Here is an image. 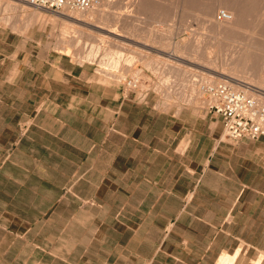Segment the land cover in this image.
<instances>
[{"label":"crops","instance_id":"crops-1","mask_svg":"<svg viewBox=\"0 0 264 264\" xmlns=\"http://www.w3.org/2000/svg\"><path fill=\"white\" fill-rule=\"evenodd\" d=\"M37 16L0 12V264L264 255L248 241L264 240V135L234 142L206 105L101 81L47 48Z\"/></svg>","mask_w":264,"mask_h":264},{"label":"rangeland","instance_id":"rangeland-1","mask_svg":"<svg viewBox=\"0 0 264 264\" xmlns=\"http://www.w3.org/2000/svg\"><path fill=\"white\" fill-rule=\"evenodd\" d=\"M99 1L102 4L104 3L106 5L105 6L103 4L104 6L101 14L103 15L104 13V15L102 17L107 14V17L105 16L107 19H111L110 17L112 16V18L115 19L116 17L114 15H120V13L118 12L122 13V11L125 10L130 24L135 20L134 22L137 26L133 23L134 27L136 26L135 28H109L107 25H105L106 28H104V23H102V21L104 22V20H101L100 23H97V25L101 24L102 27L95 26L94 24L96 22H99L96 21L94 23L97 17L92 18V20L94 21L91 20L94 24H88L83 20L84 10L81 11V9H73L74 15L72 10H70V13L78 18L75 19V21L80 23V25L76 23L73 24V22H67V24L70 25V28L66 29V31L64 30V26L67 25V20H65L61 16H58V12L49 9L38 8L35 6H29L23 4L21 1L19 2V0H0V12L1 10H4L9 13L10 17L15 16L19 10L27 14L29 12L30 24L33 23V14H38L36 20L40 22L44 40H48L47 48L51 44L53 51L60 54H65L71 57L75 62L92 63L98 79L106 83L124 85L125 80L130 77L140 78L139 88L134 91L135 94H137L138 100H141L143 102H150L159 109H169L173 106H178L179 108H181L184 105L190 104L206 105V92L204 89L201 90L200 86L206 87L208 84L214 83V81L208 83V81L210 80H207V78H210L208 77L209 74L212 75V78L214 80L218 79L216 78V76H223V71H225V74L231 77L235 75H231V72L227 70L230 68V65H228L227 63H229L228 60L233 57H230V54L233 55L237 47L232 43L230 44V40L224 39L221 34L220 36L218 33H216L213 29V27H215V25H212L213 22L209 21V24L206 23L208 20L204 21L206 18L203 17V20V18L201 17L202 15H200V12H198V10H191L189 8H185L186 10H184L183 8H181L180 3L183 2L179 3V1L182 0L170 1V3H174V5L177 1L175 6L179 7H175L174 5L170 4L169 0H163L162 2L160 0H154L153 3L155 4V6L157 4L159 6L150 9H148L149 7H151L149 3H152V0H148V7L142 6L140 8V10L143 11H141L142 14H140L138 7H136L135 5L133 7L131 5L132 0ZM158 1H160V3ZM209 1L213 2V0ZM260 1L259 3H261L262 5L258 3V0L257 3L259 5H256L255 3V6H258V8L260 7V5L263 6L264 3V0L263 2ZM160 4H162L163 9L160 8ZM223 4H219L220 7L218 6V8L220 9L217 8L216 10H228L225 7L227 5L224 4L223 6ZM125 5L126 7L120 8V6ZM105 7H107V10L105 9ZM263 7H260V9L256 11V7H252L249 9L254 8V10L252 11L255 12L254 14L256 15L260 10L264 12ZM157 8L160 9L157 10ZM178 8L182 13L177 10ZM154 9H156V11ZM249 9H247V12L252 13V11H250ZM136 10L139 13L135 12ZM174 11L178 13H174ZM190 11L192 13H190ZM218 13L216 16L217 20L219 21L221 20V18L218 17ZM172 14H176L177 16H172ZM159 15L163 19H161L160 17L159 19ZM167 15H171V17H167ZM181 15H184L183 19ZM199 17L201 18L199 19ZM235 17V15L231 14L230 19H237ZM79 18L82 20H79ZM131 19H133V21ZM201 19L203 21H201ZM247 20L249 22L250 17ZM137 22L140 25L139 27ZM171 23L173 25L170 26L169 24ZM26 30H28V28H26ZM156 31H158V33ZM149 33H151V35L153 36L154 41L153 38L149 36ZM215 33L217 35H215ZM176 44H181L182 46L186 47L187 50L189 49L190 52L193 50L192 56L190 53L182 54L181 51H174ZM195 48L196 50H194ZM219 48H221L222 53ZM110 51L112 52L110 53ZM80 53H83L84 57H81ZM88 53H91L93 55H91V59H87L85 57V54ZM194 53L197 54L194 55ZM209 57H211L212 59H209ZM112 58L113 60H116V58L120 59V61L118 60V64L115 67L112 66V64L109 65V63H113ZM146 59L148 60V62L146 61ZM226 59L227 61H224ZM103 61L107 63H104ZM149 62L151 63L149 64ZM169 62L170 64L172 62L173 65L171 66ZM125 63L130 65V71L128 72L122 71V66H124ZM174 67L176 68L172 69ZM178 67H180V69ZM169 68L171 69L169 70ZM177 68L179 70H177ZM184 69L187 71H185ZM202 72L207 76L204 75L203 77ZM233 78L247 80V78H243L242 76L238 77V75H235ZM231 82L235 81L231 80ZM199 90H201V92ZM165 93H170L171 97H166L167 95ZM256 227L257 225L254 226V228ZM262 227L264 226H260L259 228L261 229ZM253 233L254 231H251L249 237L247 236L248 239L253 235ZM262 236L263 234L259 232L256 239L248 241L255 242L257 244L261 243L262 245H264V240L261 239ZM227 243H229V241L227 240H223L220 242L221 245ZM255 250L256 249L254 247H251L248 253H246L247 256H241L239 258L237 257L238 259L236 258L233 263L239 264L240 261H243V264H252L249 261H252V259L259 257L262 254L260 253L259 256H256L257 254H255Z\"/></svg>","mask_w":264,"mask_h":264},{"label":"bare ground","instance_id":"bare-ground-1","mask_svg":"<svg viewBox=\"0 0 264 264\" xmlns=\"http://www.w3.org/2000/svg\"><path fill=\"white\" fill-rule=\"evenodd\" d=\"M153 1L154 0H152V3H153ZM160 1L162 2L163 0H160ZM160 1H158V2L160 3ZM170 1H172V0H169V3H170ZM259 1L260 0H258V3H259ZM147 2H148V0H132L131 5L133 7H134V5L136 7H138V9L140 11V14H142L141 13L142 10H140V8L142 6L148 7L147 6L148 5ZM180 2H183V3H180ZM260 2H263V0L260 1ZM152 3H149L151 7H149L148 9L154 8V7L156 8V7L159 6L158 4L155 6V4L154 3L152 4ZM176 3H177V1H176ZM176 3H175V5H176ZM179 3L181 4L180 7L183 8L184 10H186L185 8H189L191 10H198V12H200V15H202L201 17L202 18L203 17L206 18L205 20L203 18V20L204 21L208 20L206 23H208L209 21L213 22L212 25H215L216 28L213 27V26L212 27H213V29L215 30L216 33H218L219 35L221 34L224 39L230 40V44L232 43V44H234V46L237 47L235 53L233 55L230 54V57H232V56L233 57L230 60H228L229 63H227L228 65H230V68L229 69L224 68V69H227L228 71H230L231 75L235 74V75H238V77L242 76L243 78H247V80L246 79H240L241 77L240 78H233L235 75L233 77H231V76L225 74V71H223L222 72L223 76H219V77L216 76V78H218L216 80H214L212 78V75L209 74L208 77H210V78H207V80H209V79L210 80L208 81V83L212 82V81H214V83L215 82H225V81L226 82H231V80H234L235 82H232V83H233V85L236 88H243L247 92L258 96L259 98H261L264 101V12H262L260 10L259 12L257 11L258 14L255 15L254 14L255 12L252 11V10H254V8L253 9H249V8H252V7H256L255 8V11H256V10L260 9V7H263L264 3H263V6H261L262 4L259 3V4H261L259 8H258V6H255V3H256V5L258 4L257 0H213V2H210L209 0H182V1H179ZM221 3L222 4L224 3L225 5H227V6H225L226 9H228L226 11H228L230 14L235 15L236 16L235 18H237V19H234V18H233V20L232 19H221V20L218 21L216 15H217V13L220 10L217 11L216 9L218 8L219 4H221ZM103 4L99 0H96V2L91 7H89L88 9L84 10V19L83 20L85 22H87L88 24H92L93 23L92 21H94V20H92V18L93 17H97V19H99V20L95 19L94 23L96 21H99V22H96L95 24L94 23L93 24L95 26H101V24L97 25V23H100L101 20H104V22L102 21V23H104V28H106L105 25H107L109 28H127V27L128 28H135L137 26L135 24V22H134L135 20L133 21V19H131L133 22H131V24H130L129 18H127V16H126V13H125L126 11L125 10L122 11V13L118 12V13H120V15L119 14H117V16L114 15L116 17L115 19L112 18L113 16L110 17L111 19H107L106 18L107 14H105L106 17L105 16L102 17L104 15V13H103V15L101 13H102V10H103V6L105 5V4L104 5ZM170 4H172V3H170ZM224 4H223V6H224ZM160 5H161L160 8H162V4H160ZM172 5H174V3ZM108 6H109V4H108ZM107 7H105V9ZM124 7H126V5L125 6H120V8H124ZM175 7H179V6H175ZM160 8H157V10H159ZM166 8H168V7H166ZM131 9H133V8H131ZM135 9H137V8H135ZM218 9H220V8H218ZM247 9L252 11V13L247 12ZM263 9H264V7H263ZM66 10L67 11H63L62 13L58 12L57 15L63 17L65 20H67L66 24H67V22H71V23L73 22V24L76 23V24L80 25V23L75 21V19H78V18L73 16L74 15L73 9L67 8ZM70 10L73 11V15L70 13L71 12ZM154 10L156 11V9H154ZM177 10L180 12L179 8ZM215 11H217V12H215ZM135 12H137V10ZM137 13H139V12H137ZM174 13H178V12L174 11ZM180 13H182V12H180ZM190 13H192V12L190 11ZM252 14H254V15H252ZM82 15H83V13H82ZM173 15L174 14H172V16ZM163 16H165V15H163ZM168 16L171 17V15H167V17ZM174 16H177V15L175 14ZM181 16H182V19H183L184 15H181ZM159 17L161 18L160 15L158 16V18ZM201 17H199V19ZM249 17H250V21L248 22L247 19ZM251 17H253V18H251ZM161 19H163V18H161ZM166 19H168V18H166ZM182 19H181V21H182ZM79 20H82V19L79 18ZM105 20H106V22H105ZM203 20L201 19V21H203ZM71 23H69V24H71ZM133 23L136 25L135 27H134ZM172 23L169 24V25L170 26L173 25ZM203 23H205V22H203ZM64 24H65V22H64ZM137 24H138V27H139L140 25H139L138 22H137ZM64 28H65L64 30L69 29L70 25L67 24V25L64 26ZM156 32L158 33V31H156ZM216 33H215V35H217ZM149 34H150L149 36H151L153 38L151 33H149ZM216 38H217V36H216ZM157 39H158V37H157ZM153 41H154V38H153ZM169 43H170V41H169ZM220 47H222V46H220ZM194 50H196V48ZM219 50L221 51V48H219ZM174 51H177V52L181 51L182 54L183 53H185V54L186 53H190L191 56H192V53H193L192 52L193 50L190 52L189 49L187 50L186 47L182 46L181 44H176ZM111 52L112 51H110V53ZM231 52H233V51H231ZM108 53H109V51H108ZM221 53H222V51H221ZM195 54H197V53H194V55ZM91 55H92L91 53H88V54H85V57L87 59L88 58L91 59L92 58ZM80 56L84 57L83 53H80ZM204 58H206V57H204ZM210 58L211 57H209V59ZM112 61H113V63H109V62L108 63H109V65L112 64V66L115 67L117 65L116 64V60L115 59L113 60V58H112ZM146 61L148 62L147 59H146ZM224 61H227V59L224 60ZM104 63H107V62H104ZM150 63L151 62H149V64ZM220 63H222V62H220ZM169 64H170V62H169ZM170 65L171 66L173 65L172 62H171ZM175 68L176 67H174L172 69H175ZM178 68L180 69V67H178ZM178 68H177V70H179ZM122 69H123V72H128L130 70L128 65H124ZM170 69L171 68H169V70ZM185 71H187V70H185ZM208 73H210V72H208ZM204 75L205 74H203V72H202V76L203 77H204ZM205 76H207V75H205ZM200 89L201 90H203V89L205 90V87L204 86H200ZM201 90H199V91L201 92ZM165 94L167 95L166 97H169V98L171 97L170 93H165ZM239 253H240V249H238L234 254L225 253L218 259L217 264H234L233 262L235 261V259L237 258ZM263 256L264 255L262 254L259 257H256V258L252 259L251 263L252 264H263Z\"/></svg>","mask_w":264,"mask_h":264},{"label":"built area","instance_id":"built-area-1","mask_svg":"<svg viewBox=\"0 0 264 264\" xmlns=\"http://www.w3.org/2000/svg\"><path fill=\"white\" fill-rule=\"evenodd\" d=\"M23 4L38 8L63 12L67 8L85 10L96 0H19ZM221 19H230L231 14L220 10ZM140 78L130 77L125 80V87L136 91ZM206 106L222 116L225 125L224 135L231 141L243 137L258 138L264 135V101L243 88H236L232 82H218L205 87Z\"/></svg>","mask_w":264,"mask_h":264}]
</instances>
